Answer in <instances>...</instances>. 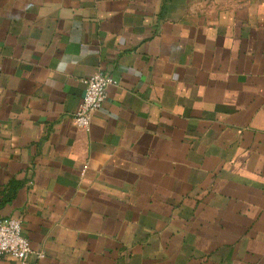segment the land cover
I'll return each mask as SVG.
<instances>
[{
    "label": "crops",
    "instance_id": "1",
    "mask_svg": "<svg viewBox=\"0 0 264 264\" xmlns=\"http://www.w3.org/2000/svg\"><path fill=\"white\" fill-rule=\"evenodd\" d=\"M5 217L0 264H264V0H0Z\"/></svg>",
    "mask_w": 264,
    "mask_h": 264
},
{
    "label": "built area",
    "instance_id": "2",
    "mask_svg": "<svg viewBox=\"0 0 264 264\" xmlns=\"http://www.w3.org/2000/svg\"><path fill=\"white\" fill-rule=\"evenodd\" d=\"M84 95L73 115L75 125L88 129L91 114L98 110L105 97L106 88L115 83V80L107 73H95L82 80ZM33 253L28 239L22 231V223L16 218H0V257L9 255L21 263H24ZM38 253V256H41Z\"/></svg>",
    "mask_w": 264,
    "mask_h": 264
}]
</instances>
